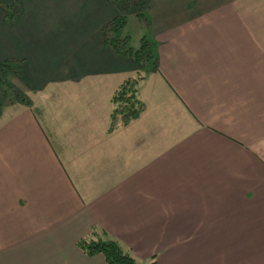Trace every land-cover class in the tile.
<instances>
[{
    "label": "crops",
    "instance_id": "obj_1",
    "mask_svg": "<svg viewBox=\"0 0 264 264\" xmlns=\"http://www.w3.org/2000/svg\"><path fill=\"white\" fill-rule=\"evenodd\" d=\"M144 111L108 130L134 62L100 44L107 0L0 11V60L30 102L0 112V264H264V0H146ZM142 36V37H143ZM137 47V44L132 45Z\"/></svg>",
    "mask_w": 264,
    "mask_h": 264
},
{
    "label": "trees",
    "instance_id": "obj_2",
    "mask_svg": "<svg viewBox=\"0 0 264 264\" xmlns=\"http://www.w3.org/2000/svg\"><path fill=\"white\" fill-rule=\"evenodd\" d=\"M5 9L4 20L8 25H13L22 15V4L16 0L9 3L2 2ZM117 13L103 23L100 32V44L111 48L117 54L130 58L135 66L136 72L133 76L124 79L114 90L111 96L112 109L108 130L127 125L139 117L144 111V103L139 96V84L149 75L154 67L156 56L152 49V43L144 36L140 38L137 47L129 45V37L118 35V31L126 24V13L134 6L136 15L141 16L144 21L147 18L142 12L145 0H107ZM21 59H4L0 61V112L2 100L10 98L27 105L30 102L23 93L18 90L8 79V74H18L22 68ZM79 248L88 256L101 254L106 264H141L131 254L125 251L120 244L105 232L93 230L89 236L77 241Z\"/></svg>",
    "mask_w": 264,
    "mask_h": 264
},
{
    "label": "rangeland",
    "instance_id": "obj_3",
    "mask_svg": "<svg viewBox=\"0 0 264 264\" xmlns=\"http://www.w3.org/2000/svg\"><path fill=\"white\" fill-rule=\"evenodd\" d=\"M9 1L10 0H3L2 2L3 3L4 2L9 3ZM16 1L21 3V0H16ZM146 6H147V2L145 0L144 8H142V12H143L144 15H145V13H147V10H148ZM0 11H2L3 18H4L5 9H4L2 3H0ZM135 12H136V9L134 8V6H131V8L126 13V24H125V26L118 31V35L120 37H123V36H126V35L129 37V45H134V44H137V43L139 44L140 38L143 35L148 37L147 33H146V25L143 24V21H144L143 18H141V16H137ZM10 76H11V74H8V76H7L8 80H9V78H11ZM9 81L11 82V79ZM6 100H11V99L10 98L3 99L2 100V104H1V108L3 107V105H4ZM127 252L130 254L129 251H127Z\"/></svg>",
    "mask_w": 264,
    "mask_h": 264
}]
</instances>
